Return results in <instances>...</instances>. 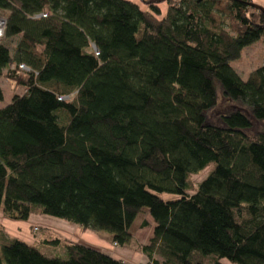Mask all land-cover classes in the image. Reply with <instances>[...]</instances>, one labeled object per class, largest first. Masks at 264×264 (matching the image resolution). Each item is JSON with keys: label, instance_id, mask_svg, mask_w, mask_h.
Returning <instances> with one entry per match:
<instances>
[{"label": "trees", "instance_id": "1", "mask_svg": "<svg viewBox=\"0 0 264 264\" xmlns=\"http://www.w3.org/2000/svg\"><path fill=\"white\" fill-rule=\"evenodd\" d=\"M0 13V79L25 89L0 108L1 217L123 248L146 209V264H264V64L246 79L230 66L264 38L253 0H0ZM219 95L247 110L209 123ZM38 247L0 227V264H130L76 241Z\"/></svg>", "mask_w": 264, "mask_h": 264}, {"label": "rangeland", "instance_id": "2", "mask_svg": "<svg viewBox=\"0 0 264 264\" xmlns=\"http://www.w3.org/2000/svg\"><path fill=\"white\" fill-rule=\"evenodd\" d=\"M147 0H136L141 8H146ZM254 5L264 9V0H253ZM161 12L165 10V5H159ZM228 10V2L222 1L219 5H216L213 8L212 16L220 24H224L226 27V16ZM1 15V13H0ZM264 64V38L259 41L245 47L240 57L230 62L232 69L242 78L246 79L247 76L256 68ZM0 88L3 93V100L0 102V108H4L10 104L11 98L15 94H22L25 89L17 85L15 82H11L6 79H0ZM233 110L245 111L247 110L240 102H233L226 99H223L221 95L218 97L217 106L208 113L209 123L220 125L222 124L221 116L227 114ZM58 120L60 123L66 121V116L63 113H57ZM253 127L251 130L246 131V134L251 135L255 130H260V122L252 120ZM208 172V169L202 171L199 174L192 175L190 181L195 187L201 180H203ZM164 197H168L165 195ZM1 219V215H0ZM26 228L22 230L13 229L12 232L19 237H25L28 240L37 244L38 249L45 254L59 256L62 253V246L66 242H78L83 241V233L79 227L76 225L48 217V216H31L27 221ZM25 222V223H26ZM147 223V226L143 227V223ZM152 222L147 213L146 209H142L141 212L136 217L131 229V242L124 249L130 251V258L123 259L125 262L130 264H141L147 262L145 259L142 262L138 260L143 256L139 252V248L145 245L149 238L151 237ZM20 232V233H19ZM92 234V233H91ZM53 240H59V246H51L44 244L43 242H50ZM223 264H228L225 261H222Z\"/></svg>", "mask_w": 264, "mask_h": 264}, {"label": "crops", "instance_id": "3", "mask_svg": "<svg viewBox=\"0 0 264 264\" xmlns=\"http://www.w3.org/2000/svg\"><path fill=\"white\" fill-rule=\"evenodd\" d=\"M131 1L133 3L138 4V2H136V0H128ZM26 224L27 222H19V221H11L8 219H5L3 217H1L0 219V227L5 231V233H7L8 235L12 236V237H16L22 241H25L28 244H34V242L28 240L25 237H19L17 236L15 233L12 232L13 229H25L26 228ZM20 233V232H19ZM92 233V234H91ZM83 241H78L80 243H84L87 244L89 246L95 247L105 253H108L111 257L115 258V259H129L130 258V251L124 249L123 248H118V247H114V245L112 244L111 241V236L107 233L104 232H92L89 230H86L83 233ZM143 259H145L144 257L140 258L138 260V262H142L144 261ZM141 264H146V262H143Z\"/></svg>", "mask_w": 264, "mask_h": 264}, {"label": "built area", "instance_id": "4", "mask_svg": "<svg viewBox=\"0 0 264 264\" xmlns=\"http://www.w3.org/2000/svg\"><path fill=\"white\" fill-rule=\"evenodd\" d=\"M41 16L44 17V15H41ZM4 29H5V18L2 15H0V39L2 38L4 34ZM19 68L21 70L28 71V69L24 66H19Z\"/></svg>", "mask_w": 264, "mask_h": 264}, {"label": "water", "instance_id": "5", "mask_svg": "<svg viewBox=\"0 0 264 264\" xmlns=\"http://www.w3.org/2000/svg\"><path fill=\"white\" fill-rule=\"evenodd\" d=\"M155 1H158V0H147V1L145 2V4H151V3L155 2ZM254 6L257 7V8H259L262 12H264V9H263V8L258 7V6H256V5H254Z\"/></svg>", "mask_w": 264, "mask_h": 264}]
</instances>
